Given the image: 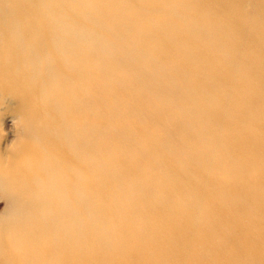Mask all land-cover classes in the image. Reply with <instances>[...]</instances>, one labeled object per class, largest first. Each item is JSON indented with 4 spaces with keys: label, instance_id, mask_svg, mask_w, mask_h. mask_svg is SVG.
Here are the masks:
<instances>
[{
    "label": "bare ground",
    "instance_id": "1",
    "mask_svg": "<svg viewBox=\"0 0 264 264\" xmlns=\"http://www.w3.org/2000/svg\"><path fill=\"white\" fill-rule=\"evenodd\" d=\"M0 202V264H264V0H0Z\"/></svg>",
    "mask_w": 264,
    "mask_h": 264
},
{
    "label": "rangeland",
    "instance_id": "2",
    "mask_svg": "<svg viewBox=\"0 0 264 264\" xmlns=\"http://www.w3.org/2000/svg\"><path fill=\"white\" fill-rule=\"evenodd\" d=\"M1 128H2V135L6 136L8 139H11V137L13 136V129H14L11 122L4 119V121L1 124ZM2 208L3 206L0 204V211Z\"/></svg>",
    "mask_w": 264,
    "mask_h": 264
}]
</instances>
